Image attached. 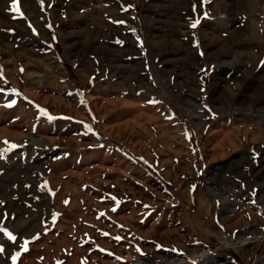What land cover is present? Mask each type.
Listing matches in <instances>:
<instances>
[{
  "label": "rangeland",
  "instance_id": "obj_1",
  "mask_svg": "<svg viewBox=\"0 0 264 264\" xmlns=\"http://www.w3.org/2000/svg\"><path fill=\"white\" fill-rule=\"evenodd\" d=\"M15 2L0 0V264H264V0ZM125 164L134 222L77 223L70 199L108 201L93 190L116 189L112 172L128 185Z\"/></svg>",
  "mask_w": 264,
  "mask_h": 264
},
{
  "label": "crops",
  "instance_id": "obj_2",
  "mask_svg": "<svg viewBox=\"0 0 264 264\" xmlns=\"http://www.w3.org/2000/svg\"><path fill=\"white\" fill-rule=\"evenodd\" d=\"M115 156H118V152H114ZM118 160L121 158L117 157ZM155 160V159H154ZM149 162L152 164V160L149 159ZM124 162H120V166H122ZM113 167H111L110 170H112ZM92 167L86 166L81 172L78 173V178L83 177H91L93 178L95 173L93 172L91 174ZM116 169L115 167L113 170ZM105 172V171H104ZM140 172V173H138ZM120 173L124 174L122 175L123 181L127 182L128 185H121V183L117 180H113L110 177H113V172L110 174L109 179L103 182H107L108 186H113L116 189H94V193H102L104 190V193H109L111 196H109V199H107L104 196V198L101 199V197H98L97 194H94L91 198H89L87 201V204L90 205V208L87 209L86 205H83V210L80 208V205L78 203V198L73 199V197L70 199L69 205H71L72 210H70V213L73 214L72 217L77 221V223L92 221L94 224V229H103L108 230L110 233L114 234L121 229V227L126 226L130 222H134L135 217L132 215V212L134 208L139 205L138 199L139 197H136L133 195L132 198H125L124 193H132V190L134 192V187L136 183L139 181V178L141 176V171L136 170L134 167L130 166L129 164H125L124 170L121 169ZM101 182V181H100ZM116 185H115V184ZM120 187V189H117V187ZM127 186V187H124ZM77 191H80L81 189H75ZM76 192V191H75ZM64 194V192H63ZM89 195L86 194V197ZM98 197V198H97ZM60 201H62L63 196L59 198ZM151 202V201H150ZM129 209L128 212L130 214H124L125 211ZM85 213H84V212ZM105 213V214H104ZM104 214V215H103ZM130 215V216H129ZM130 218V220L128 219ZM134 225V224H133ZM134 225V229H135ZM89 231V234H95V230ZM95 237V236H93ZM108 247V246H107Z\"/></svg>",
  "mask_w": 264,
  "mask_h": 264
},
{
  "label": "trees",
  "instance_id": "obj_3",
  "mask_svg": "<svg viewBox=\"0 0 264 264\" xmlns=\"http://www.w3.org/2000/svg\"><path fill=\"white\" fill-rule=\"evenodd\" d=\"M8 83H9V82H8L7 80H5V82H3V83H0V90H3V91H5V92H13V93H14V89H13L12 85H9ZM78 87H79V89H77V92H78V93L80 94V96H81V101L84 102V103H86L85 92H84V90H83V87H82V86H78ZM81 87H82V88H81ZM39 109H43L44 112H46V109H45V108H39ZM53 117H54V116H53ZM137 160H138L141 164H143L145 167H147V168H152L151 165H150L145 159L138 157ZM152 171H154V170H152ZM158 178H160L159 175H158ZM162 183H163V185H165V187H166L167 189H168V188L173 189V188L171 187V185H170L169 183H167L166 181L163 180Z\"/></svg>",
  "mask_w": 264,
  "mask_h": 264
},
{
  "label": "snow or ice",
  "instance_id": "obj_4",
  "mask_svg": "<svg viewBox=\"0 0 264 264\" xmlns=\"http://www.w3.org/2000/svg\"><path fill=\"white\" fill-rule=\"evenodd\" d=\"M18 2H19V0H16V2L13 4V8L15 9V11H16L20 16H22L23 14H22V13L20 12V10H19ZM205 2H207V0H205ZM197 23H198V21H197ZM192 27H196V24L194 23V24L192 25ZM105 235H107V234L105 233Z\"/></svg>",
  "mask_w": 264,
  "mask_h": 264
},
{
  "label": "bare ground",
  "instance_id": "obj_5",
  "mask_svg": "<svg viewBox=\"0 0 264 264\" xmlns=\"http://www.w3.org/2000/svg\"><path fill=\"white\" fill-rule=\"evenodd\" d=\"M138 122V121H137ZM126 126H128L127 124H126Z\"/></svg>",
  "mask_w": 264,
  "mask_h": 264
}]
</instances>
